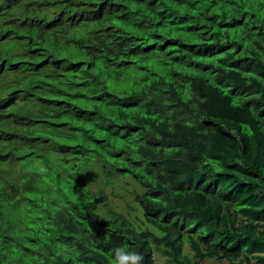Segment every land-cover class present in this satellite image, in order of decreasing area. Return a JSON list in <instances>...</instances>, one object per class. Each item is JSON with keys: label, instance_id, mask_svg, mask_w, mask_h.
<instances>
[{"label": "trees", "instance_id": "trees-1", "mask_svg": "<svg viewBox=\"0 0 264 264\" xmlns=\"http://www.w3.org/2000/svg\"><path fill=\"white\" fill-rule=\"evenodd\" d=\"M185 244L264 264V0H0V264Z\"/></svg>", "mask_w": 264, "mask_h": 264}, {"label": "rangeland", "instance_id": "rangeland-1", "mask_svg": "<svg viewBox=\"0 0 264 264\" xmlns=\"http://www.w3.org/2000/svg\"><path fill=\"white\" fill-rule=\"evenodd\" d=\"M100 162V161H99ZM96 168L100 169V165L97 164ZM98 169H92L88 171V176L86 177V183L89 184L91 190H96L99 186L100 180L102 178L101 173L99 174ZM111 186L105 188V193L108 197V200L105 204L99 205L97 211L102 216H108V209H115L117 211L125 214L130 220H132L137 226L143 227L142 222L144 221L142 217V212L138 207L137 203L134 201L133 191H140L138 184L129 176L121 177L117 176L112 179ZM184 253L188 255L193 262V264H243L240 260L227 261L222 260L218 261L215 259H204L199 260L195 258L189 250L187 244L183 246ZM155 264H173L167 258L160 255L159 252L154 253Z\"/></svg>", "mask_w": 264, "mask_h": 264}, {"label": "clouds", "instance_id": "clouds-1", "mask_svg": "<svg viewBox=\"0 0 264 264\" xmlns=\"http://www.w3.org/2000/svg\"><path fill=\"white\" fill-rule=\"evenodd\" d=\"M116 260L113 264H141L143 257L136 253L126 252L124 248L115 249Z\"/></svg>", "mask_w": 264, "mask_h": 264}]
</instances>
